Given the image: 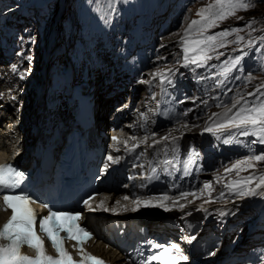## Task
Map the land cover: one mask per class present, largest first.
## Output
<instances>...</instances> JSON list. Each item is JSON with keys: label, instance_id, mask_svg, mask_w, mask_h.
Here are the masks:
<instances>
[{"label": "snow or ice", "instance_id": "1", "mask_svg": "<svg viewBox=\"0 0 264 264\" xmlns=\"http://www.w3.org/2000/svg\"><path fill=\"white\" fill-rule=\"evenodd\" d=\"M254 2L255 0H215L214 4H209L206 8H201L197 12V16L200 19L193 20L188 25V28L184 32V37L180 41L184 61L183 66H207V61L212 59L209 53L219 47L225 46L222 38L233 33H239L243 29L232 28L212 35H205V33L215 27L217 22L234 15L236 11L248 10ZM253 23L255 21H250L246 27L251 28ZM243 39V37L237 35L235 42L239 43ZM260 39L264 40V36ZM217 40L221 42L217 44ZM248 45H254V41L250 40ZM27 59L31 60L32 57L28 56ZM242 60L243 56H236L230 61H227L220 75L227 78V74L233 68L240 65ZM160 76L161 82L163 83L168 73H161ZM20 78L24 79V76L22 75ZM235 78L240 79L239 76ZM247 79L251 80V77L249 76ZM261 87H264V85ZM249 96L256 98L251 102L244 101L243 103L236 100L230 108H226L222 113L213 114L214 118L212 122L204 131L216 135L217 133H221L222 130L235 129L245 137L254 136L256 139L252 143L264 145V99H261V97H264V92H261L258 87L256 92L249 93ZM234 109L235 111H233ZM112 139L116 141L117 138L113 137ZM163 139L167 141L168 138L164 137ZM175 140L176 138H173L171 143L175 144ZM224 142L230 143L232 141L226 139ZM108 159L111 161L113 158L110 156ZM261 161H264V151L261 154L251 155L242 160H237L230 169H226L225 171L228 173L235 170L237 175H239V171L250 168L254 169L256 162ZM22 175V173L14 169L11 165L0 166V195L3 196L4 210H11L10 218L0 227V241H4V243H0V264H104L101 259L84 252L82 247L79 248L81 254L80 261L76 262L64 248L65 239L74 240L79 246H82L91 239L89 230L80 226L78 223L82 218L79 213L72 214L64 211H50L48 216L39 220V231L50 241L56 256L53 257L46 253L44 241L35 230L37 218L33 210L29 207L33 201L24 194H14L13 192L14 189L20 186ZM216 179L220 180L221 178L217 177ZM253 183H255V187H249ZM224 188L228 190L230 195L234 194L240 199L264 196V192L261 191L264 190V174L251 175L235 181H229L224 185ZM205 191L208 192L209 196L211 195V184L208 182L201 189L202 193ZM189 195L196 197L197 193L182 192L180 193V198H186ZM223 195L224 193L221 192L218 198H222ZM90 199H94V197L85 199L83 204L87 206L88 211L92 212L95 209L92 207ZM123 199L129 200V197L124 196ZM169 199L172 198L168 195H162L160 197L148 196L146 198L137 197L130 201V210L136 212L141 207H163L165 211H168L170 209L162 202ZM157 200L161 201V203H157ZM173 204H176V200H173ZM117 205L119 206V201H117ZM97 207L103 208L104 211L111 210L113 213L116 212V208L109 209L105 207L103 201ZM179 207L183 210L185 205L180 204ZM121 210L128 211L129 209L127 206H121ZM224 214V212H220V215ZM61 233H66V237L61 236ZM191 239L194 240L195 237L193 236ZM24 246L34 250L35 256L30 257L23 254L21 249ZM151 247L153 249L160 248L161 251L149 257L144 264H152L153 261H160L161 264H179V261H186L188 259L187 256L182 254L180 246L176 243H172L170 246L151 243ZM173 250H175V254H173Z\"/></svg>", "mask_w": 264, "mask_h": 264}, {"label": "rangeland", "instance_id": "2", "mask_svg": "<svg viewBox=\"0 0 264 264\" xmlns=\"http://www.w3.org/2000/svg\"><path fill=\"white\" fill-rule=\"evenodd\" d=\"M100 3L101 0H65L64 12L58 19L57 41L55 43L62 47V43L68 34L74 33L77 37L80 36L78 31L76 32L78 27L87 25L90 20L93 23H98L100 18L96 10ZM214 3L215 0H194L189 3L180 0L177 2V5L171 12L177 13L179 11L173 23L174 26L169 31H166L164 35L159 36L158 40V46L162 49L165 47V52L171 53L169 57H174V61L170 62L168 61L169 58H167L163 61V65L154 67L155 71L168 68L173 72L177 69V63L183 61L180 41L184 37L185 30L193 20L200 19L197 16V12L201 8H206L209 4ZM185 4H187L186 7ZM57 6L58 0H0V14L5 12L6 16L23 17L24 20H29L34 23L31 26L32 30H30L33 33L34 40H30L33 43L31 48H35L38 42L40 45L43 44L48 33L51 17L56 15L55 11ZM39 13L41 17H39ZM170 18L173 19V16ZM250 21H255V23L252 24L251 28H247L246 25ZM73 24L75 25L76 33L74 32ZM232 28H240L243 31L222 38L225 46L219 47L209 53L212 59L207 61V66L195 67L194 65H189L179 69L178 73L182 74L183 77H187V81L195 88L196 99L202 107V111L196 117L194 116L193 121L183 123L174 129V132L187 135L188 129L185 128L187 125L190 126V130H196L202 126L205 129L212 122L214 118L213 114L222 113L226 108H230L236 100L241 101V103L244 101H253L256 97L249 96V93L256 92L258 87L261 92H264V87H261L264 85V40L260 39L264 36V0H255L248 10H238L234 15L217 22V25L209 29L205 35L216 34ZM38 35L43 36V38L38 40ZM237 35L244 38L239 43L235 42ZM250 40L254 41V45H248ZM220 42V40L216 41L217 44ZM69 44L72 45L70 42ZM168 46H170L171 50H168ZM236 56H243L241 64L233 68L227 74V78L220 75L226 66V62ZM33 70L34 68L32 67ZM34 76L35 78L38 77L37 74H34ZM237 76L240 79H236L235 77ZM249 76L251 80L247 79ZM261 99H264V97H261ZM226 139L232 142L225 143L224 141ZM255 139L254 136L245 137L235 129L219 138L215 136L209 137V142L218 152L219 150H223L229 153V162L211 171L210 173L212 175H206L196 197L188 196L183 199H191L190 201H194L196 204L212 200L219 201L215 198L220 197L221 192L224 193L223 196H227L224 199L225 201H229L230 196H233L230 200L236 199L237 197L234 194L230 195L228 190L224 188V185L229 181H235L243 177L264 174V161L256 162L254 169L250 168L239 171V175H237L235 170L228 173L225 170L230 169L237 160H242L247 156L261 154L264 151V145L252 143ZM217 177L221 179L217 180ZM206 182L211 184L210 196L207 191L201 192ZM254 185L255 183L249 187H253ZM252 213L256 217L258 216L250 205L248 210L243 211L239 216L243 218L245 214L250 215ZM249 215H247V220L250 219ZM260 215V219H264V212ZM250 223L252 224V218L247 224L250 226Z\"/></svg>", "mask_w": 264, "mask_h": 264}, {"label": "bare ground", "instance_id": "3", "mask_svg": "<svg viewBox=\"0 0 264 264\" xmlns=\"http://www.w3.org/2000/svg\"><path fill=\"white\" fill-rule=\"evenodd\" d=\"M125 30V29H124ZM146 34V33H145ZM44 46H45V44L42 46V49H40V47H38V49H35V52H34V58L33 59H35V58H40V61H41V59H42V54H41V50L43 51L44 50ZM163 48H165V47H163ZM175 48V47H174ZM171 50V49H170ZM36 54V55H35ZM165 54L167 55V56H170L171 55V53H167V52H165ZM49 58L50 59H57L58 58V56H56V53H54V52H51L50 51V55H49ZM29 72L31 73V78H35V76H34V74H36V72L33 70L32 71V66H30L29 67ZM39 74V73H38ZM38 74H37V76H38ZM40 75V74H39ZM152 75V74H151ZM101 104H102V107L103 108H106L107 106H106V104H107V101L106 100H101ZM203 104V103H202ZM7 108L9 109V107L7 106ZM23 108L25 109V111L22 113V114H16V117L17 118H19V117H22V116H24V119H29V118H31V116H32V113H33V111H32V107H28V105H26L25 104V106H23ZM30 109V112L28 111ZM204 113V112H203ZM14 115V114H13ZM27 116V117H26ZM191 117V116H190ZM99 118L100 119H102L103 117H102V115L101 116H99ZM191 121H193V118H192V120ZM9 122L11 123L12 121L11 120H9ZM15 122V121H14ZM203 127V126H202ZM199 128V129H196V130H190V126H186L185 128H187L188 129V131H187V137H190V138H192L193 137V135H195V133L198 131V130H201V129H204V128ZM17 132H18V134H19V136H21L22 134L24 135V130L22 129V128H18L17 127ZM8 133V132H7ZM177 132H174V131H172V133L171 134H176ZM9 135H6V131L5 130H0V142L2 143L1 144V146H0V158H1V156L2 155H4V152H7V153H11V148H12V146L14 145V141L11 143V142H8V138H6V137H8ZM207 138V136L205 137V139ZM12 145V146H11ZM19 146H20V144H19ZM18 146V147H19ZM6 155V154H5ZM208 174H210V175H212L210 172L208 173ZM255 187V185L252 187V188H254ZM262 192H264V190H261ZM216 194V193H215ZM214 194V195H215ZM258 199H262V198H264V196H258L257 197ZM256 198V199H257ZM115 199H117V197H114V198H112L111 199V201L110 202H108V200L107 199H105V198H103L102 197V200H103V202H104V204H109V206L111 207L112 205H114V200ZM173 200H176V203H178L179 205L180 204H183V205H185V207H184V211H182V214L185 212V216H188V217H194V218H198L200 215H202L203 213H205V211H206V205H209L210 206V210L209 211H212V212H214V213H216V214H220V212H227V211H233V210H236L237 211V209L238 208H247L248 206H249V204H246V205H243V206H241L240 205V203H233L232 205H231V203L230 204H225V203H215L216 201L215 200H212L211 202H202V207H200L198 204H196V202H194V201H191V203H189L190 202V200L189 199H183V198H180V197H172V199H170L169 201H167V202H173ZM198 209H200V210H198ZM241 210V209H240ZM170 213H171V215H173V216H175V214H176V211H175V209L174 208H172V209H170ZM187 214V215H186ZM0 217H3V219H4V215H1ZM254 218V217H253ZM2 219V220H3ZM219 219H220V217H214V218H212L211 220H210V222H207V224L206 225H208V224H211L214 220H216V221H219ZM238 219H242V217H240V218H238ZM1 219H0V221H2ZM235 221V220H234ZM234 221L233 220H231V222H233L234 223ZM239 223H240V226H238V228L239 229H242V228H244V221H242V220H239ZM253 224L254 223H252L251 224V226H253ZM257 224H254V226H253V228L256 226ZM252 229V228H251ZM246 231V229L244 230V232ZM245 233H244V235H243V239L245 238ZM98 252L99 253H101V254H103V255H105V256H107V257H109V258H111V259H114V260H118V259H120V255H118V254H116L115 252H111L110 250H104V249H99L98 250Z\"/></svg>", "mask_w": 264, "mask_h": 264}]
</instances>
